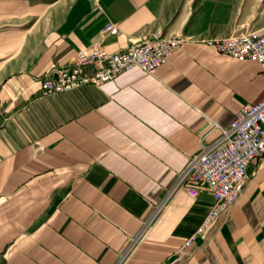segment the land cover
<instances>
[{
	"label": "crops",
	"instance_id": "crops-1",
	"mask_svg": "<svg viewBox=\"0 0 264 264\" xmlns=\"http://www.w3.org/2000/svg\"><path fill=\"white\" fill-rule=\"evenodd\" d=\"M243 29H264V0H0V264H264L258 157L188 245L213 197L190 178L193 195L174 185L264 96L256 61L203 41ZM156 32L184 40L153 72L41 93V75L77 48Z\"/></svg>",
	"mask_w": 264,
	"mask_h": 264
},
{
	"label": "built area",
	"instance_id": "built-area-1",
	"mask_svg": "<svg viewBox=\"0 0 264 264\" xmlns=\"http://www.w3.org/2000/svg\"><path fill=\"white\" fill-rule=\"evenodd\" d=\"M103 30L116 32L117 25L107 21ZM183 40L181 34L164 36L156 32L134 39L120 50L107 51L99 44L79 47L69 65L52 67L41 75L40 91L50 94L84 83H99L132 66L153 72ZM203 41L231 57L256 61L264 70V29L257 32L235 30L226 36L208 37ZM254 157L264 163V96L256 102L242 104L234 112L229 127L222 129L213 143L203 144L177 173L175 186L195 194L197 186L184 183L190 178L201 183L213 197L205 217L195 231L186 236L184 245L190 244L220 210L236 200L248 179L246 167Z\"/></svg>",
	"mask_w": 264,
	"mask_h": 264
}]
</instances>
